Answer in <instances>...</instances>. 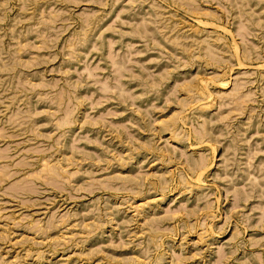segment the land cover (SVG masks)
Listing matches in <instances>:
<instances>
[{
  "label": "rangeland",
  "instance_id": "374dc122",
  "mask_svg": "<svg viewBox=\"0 0 264 264\" xmlns=\"http://www.w3.org/2000/svg\"><path fill=\"white\" fill-rule=\"evenodd\" d=\"M0 264H264V0H0Z\"/></svg>",
  "mask_w": 264,
  "mask_h": 264
}]
</instances>
